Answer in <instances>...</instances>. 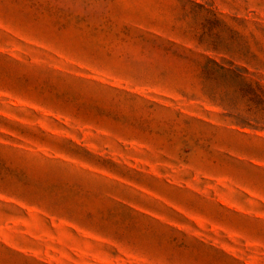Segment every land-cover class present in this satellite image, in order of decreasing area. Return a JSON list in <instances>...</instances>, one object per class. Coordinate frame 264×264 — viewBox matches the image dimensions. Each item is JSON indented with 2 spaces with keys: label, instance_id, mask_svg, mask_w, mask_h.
<instances>
[{
  "label": "rangeland",
  "instance_id": "1",
  "mask_svg": "<svg viewBox=\"0 0 264 264\" xmlns=\"http://www.w3.org/2000/svg\"><path fill=\"white\" fill-rule=\"evenodd\" d=\"M0 264H264V0H0Z\"/></svg>",
  "mask_w": 264,
  "mask_h": 264
}]
</instances>
